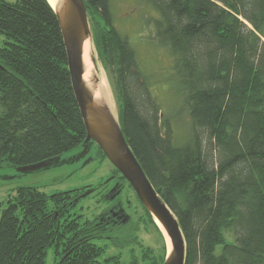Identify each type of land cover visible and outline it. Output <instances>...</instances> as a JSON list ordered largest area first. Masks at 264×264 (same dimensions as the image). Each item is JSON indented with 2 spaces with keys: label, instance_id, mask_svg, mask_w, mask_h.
Instances as JSON below:
<instances>
[{
  "label": "trees",
  "instance_id": "16d2710c",
  "mask_svg": "<svg viewBox=\"0 0 264 264\" xmlns=\"http://www.w3.org/2000/svg\"><path fill=\"white\" fill-rule=\"evenodd\" d=\"M144 2L158 13L155 37L174 58L191 133L175 142L154 76L118 30L111 0H85L125 138L181 225L185 264H264V0ZM67 60L47 0H0V169L84 146ZM82 193L23 187L0 203V264H45L50 249L57 264H122L119 256L101 260L105 248L96 243L122 222L75 213ZM146 213L163 264L165 238Z\"/></svg>",
  "mask_w": 264,
  "mask_h": 264
},
{
  "label": "rangeland",
  "instance_id": "374dc122",
  "mask_svg": "<svg viewBox=\"0 0 264 264\" xmlns=\"http://www.w3.org/2000/svg\"><path fill=\"white\" fill-rule=\"evenodd\" d=\"M110 6L118 30L129 37L137 51L141 68L154 76L153 93L162 107L163 116L172 123L175 142H185L191 133V120L184 95L176 87L174 58L155 37L152 21L158 13L144 0H111ZM94 58L98 77L93 79V87L99 84L106 87L118 117L113 83L95 49ZM82 151L83 147L79 146L65 152L60 156L61 165L33 173L21 174L17 168L5 163L0 169V203L5 207L8 199L23 187L38 188L47 195L72 189H82L84 194L90 192L81 199L75 211L84 219L94 220L116 206H122L126 214L124 223L111 224L104 237L97 240L96 243L105 248L101 260L119 256L122 264H161V237L152 227L133 189L107 158L97 154L95 146L86 155H82ZM113 194L116 196L112 199ZM45 264H57L53 249L48 251Z\"/></svg>",
  "mask_w": 264,
  "mask_h": 264
},
{
  "label": "water",
  "instance_id": "95a60500",
  "mask_svg": "<svg viewBox=\"0 0 264 264\" xmlns=\"http://www.w3.org/2000/svg\"><path fill=\"white\" fill-rule=\"evenodd\" d=\"M53 9L63 36L68 67L75 98L77 100L87 138L82 155H86L91 147L97 145L103 155L114 165L121 176L128 182L144 208L151 214L165 238L167 254L163 264H185L187 258V245L181 225L166 202L160 197L151 181L139 164L135 153L129 146L118 117L110 111L105 103L97 102L96 96L85 80V66L83 60L84 46L91 40L93 48L96 47L93 39L92 24L85 0H47ZM97 53V52H96ZM93 63L96 59L93 56ZM86 152V153H85ZM98 154V152H97ZM93 160V159H90ZM61 165V157L19 167V173H33ZM90 192L85 193L86 197ZM116 195H112L113 197ZM126 216L122 206L109 209L101 221H115ZM120 216V217H119ZM116 219V220H117ZM118 221V220H117ZM161 227H160V225Z\"/></svg>",
  "mask_w": 264,
  "mask_h": 264
},
{
  "label": "bare ground",
  "instance_id": "6f19581e",
  "mask_svg": "<svg viewBox=\"0 0 264 264\" xmlns=\"http://www.w3.org/2000/svg\"><path fill=\"white\" fill-rule=\"evenodd\" d=\"M57 2H60L61 0H56ZM84 54H83V60H84V66H85V75L84 80L87 84V86L92 89V92L95 94V98L97 102L105 103L109 106L110 111L116 114V109L113 104V102L109 99V94L107 92L106 87L103 84H99L96 87H93V79L95 77H98L97 73V67L93 63V56H94V48L92 41L89 40L86 42L84 46ZM159 224V223H158ZM160 225V224H159ZM161 227V225H160ZM162 228V227H161Z\"/></svg>",
  "mask_w": 264,
  "mask_h": 264
},
{
  "label": "flooded vegetation",
  "instance_id": "af4514ba",
  "mask_svg": "<svg viewBox=\"0 0 264 264\" xmlns=\"http://www.w3.org/2000/svg\"><path fill=\"white\" fill-rule=\"evenodd\" d=\"M113 192H114V190H113ZM121 216H122V215H121ZM119 217H120V216H119ZM120 218H121V219H117V218H116L118 221H117L116 219H114L115 222H122V223H124V222L126 221V220H125V218H126L125 216H122V217H120Z\"/></svg>",
  "mask_w": 264,
  "mask_h": 264
}]
</instances>
